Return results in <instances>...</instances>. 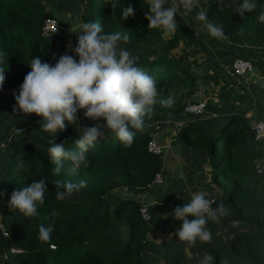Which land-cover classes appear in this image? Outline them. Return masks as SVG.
<instances>
[{"label":"trees","instance_id":"obj_1","mask_svg":"<svg viewBox=\"0 0 264 264\" xmlns=\"http://www.w3.org/2000/svg\"><path fill=\"white\" fill-rule=\"evenodd\" d=\"M243 2L199 0L200 8L194 9L188 20L175 17L177 31L165 36L161 29L148 28L147 0H0V68L5 70L0 93L21 86L35 56L51 65L65 53L78 61L73 51L67 52L68 45L60 35L91 21L100 23L101 34L129 36L127 42H120L121 47L136 58L137 66L156 78L160 94L145 117L144 130L135 132L130 147L125 148L114 132L102 127L104 138L86 153L89 166L75 175L67 159L59 162V175L53 172L55 165L48 158L51 134L41 129V117L25 116L12 107L0 110L1 224L8 234L4 237L0 231V264H198L205 253L213 255L216 264L225 260L227 264H264V185L256 175V168L264 167V142L254 140V117H244L252 100L241 88L244 78L233 74L237 55L223 48L237 44L246 31L264 49V22L257 19L264 11V0H255L256 8L242 18L235 9ZM128 6L135 15L124 20L122 12ZM201 8L209 21L222 28L223 39L212 37L204 23L195 19ZM49 19L57 20L61 27L53 39L44 38L41 32ZM191 27H197L198 48H183L176 55ZM72 34L74 48L78 35ZM198 38L213 41L224 52L217 57L206 52ZM262 57L264 52L249 50L237 58L258 69L264 68ZM211 85L218 88V103L205 100L206 112L199 117L184 114L186 103L197 102L198 92ZM169 98L173 101L170 107L160 103ZM215 106L222 107L213 112ZM77 118V123L56 135V143L64 142L69 151H78L75 140L82 128L106 123L82 118L81 110ZM170 120L184 122L176 139L186 147L200 149L211 164V183L218 189L213 208L223 204L228 209L218 221L209 220L210 243L198 240L189 246L176 235L167 243L155 242L154 236L161 230L157 216L163 225L169 223L177 229L182 221L173 217V210L190 201L173 198L149 207L142 198L155 188L151 186L154 175L163 174V157L149 153L148 143L156 139L157 127ZM34 180H44L47 191L44 203L37 206L38 215L26 218L10 209L8 202L14 191ZM57 180L74 184L85 180L87 186L59 201ZM144 206L151 214L148 223L140 215ZM41 224L53 229L48 241L39 239Z\"/></svg>","mask_w":264,"mask_h":264},{"label":"clouds","instance_id":"obj_2","mask_svg":"<svg viewBox=\"0 0 264 264\" xmlns=\"http://www.w3.org/2000/svg\"><path fill=\"white\" fill-rule=\"evenodd\" d=\"M147 4L150 9L145 15L149 21L148 28L161 29L163 35L169 36L178 29L175 18L178 11L182 8L186 13L192 12L199 7V0H147ZM255 8V0H244L235 10L243 18L246 12ZM122 15L124 20L134 16L133 7L124 8ZM195 19L204 23L212 37L224 38L222 28L209 21L207 12L202 8ZM257 19L258 22H264V11L258 14ZM79 29L76 46L73 48L71 44L68 45L79 57L78 61L65 53L55 65H51L35 56L29 63L31 71L24 77L19 94L13 93L16 101L13 111L25 116L35 114L41 117V129L51 134V139L48 140V158L55 165L53 172L57 175L61 170V159L71 162L70 172L73 175L82 167L89 166L86 153L104 138L102 127L114 132L125 148L130 147L134 142L135 132L144 130L145 117L152 112L160 95L156 78L137 66L136 58L121 47V41L129 40L127 34H101L100 23L91 21L80 24ZM71 31L77 33L74 29ZM4 82L5 70L0 68V89ZM160 103L170 107L173 101L169 98ZM80 110H85V118L106 123L82 128L79 138L75 140L78 151H69L64 142L56 143V135L68 125L77 123V113ZM54 183L57 189L56 199L59 201L71 198L79 193L80 188L87 186L85 180L79 184L61 180ZM46 191L44 180H34L14 191L8 206L26 218L35 217L38 215V204L44 203ZM3 194L0 192V196ZM227 214L228 209L223 204L212 208L204 192H193L188 203L173 210V217L182 221L175 235L179 241L189 246H194L198 240L210 243L212 233L207 227L209 220L218 221ZM52 231L51 226L41 224L39 239L50 240ZM198 264H216V260L210 253H205ZM222 264H227V261Z\"/></svg>","mask_w":264,"mask_h":264},{"label":"crops","instance_id":"obj_3","mask_svg":"<svg viewBox=\"0 0 264 264\" xmlns=\"http://www.w3.org/2000/svg\"><path fill=\"white\" fill-rule=\"evenodd\" d=\"M77 28V27H76ZM68 28V31L70 34L65 32L64 34H61L60 37L64 39V43L69 45L71 44L73 47V44L71 43V38L73 37V32L71 29ZM198 35V33H197ZM198 37V36H196ZM199 46L203 48L206 52H210L213 55L217 57V55L222 54L224 52V49H220L217 47V45L211 41H202L198 38ZM69 43V44H68ZM201 43H206L202 44ZM206 45V46H205ZM223 48H226L228 51H233L236 55H240L244 52H247L249 50H254L258 52H264V49H262V46L259 45L258 39L253 38L250 36L246 31L242 34L239 42L237 44H225L223 45ZM67 52L70 53L71 49H66ZM229 59H232V57ZM261 60H264V57L261 58ZM229 70L227 69V72ZM241 88H243L246 92H248L249 97L252 100V105L248 107L247 113L250 114V116L254 117V121L258 120H264V68H254V71L252 74H248L243 80L241 84ZM20 87L14 89L13 91L9 92L6 91L4 93H0V105H7L6 109L10 110V108L16 104L15 97L13 93L19 94ZM218 88L215 86H209V88H206V91L198 92L197 94V101L201 100H211V102L218 103ZM219 106H215V111L217 112ZM222 106L219 107L221 109ZM2 110V109H0ZM12 110V109H11ZM209 112V111H208ZM209 112L212 117H216L217 114ZM251 119V118H250ZM253 121H251L252 123ZM156 140L160 144H164L166 146V149L163 154V176L165 181L167 182V178H174L175 181L179 182L180 185H186V186H193L195 187L193 192L202 191L206 194V197L213 198L217 194V190L215 189L214 185L211 183V164L207 158H205L201 154L200 149H195L191 147H186L184 144L179 142L176 138V132L174 131L172 126L164 125L162 127H157V133H156ZM262 142H264V139H262ZM262 150H264V146H262ZM195 166L193 172L191 170L192 167ZM186 168V170H184ZM194 182L192 181L191 178ZM190 178V180H189ZM189 180V181H188ZM164 181V182H165ZM164 184V183H163ZM152 192V191H151ZM150 192V193H151ZM147 193L142 196L143 200L146 201V203L149 205V207H152V205L157 204L154 201H151L149 197V194ZM181 198V197H176ZM173 198H171L172 200ZM164 206H167L166 204Z\"/></svg>","mask_w":264,"mask_h":264},{"label":"built area","instance_id":"obj_4","mask_svg":"<svg viewBox=\"0 0 264 264\" xmlns=\"http://www.w3.org/2000/svg\"><path fill=\"white\" fill-rule=\"evenodd\" d=\"M61 27L60 24L58 23L57 20L55 19H49L47 20L42 29V36L46 39H53L54 36L60 31ZM232 71L235 77L239 78V79H243L245 78L248 74H252L254 71V67L253 65L242 59V58H236L233 62H232ZM237 85H239V83H237ZM206 107H207V103L205 100H201V101H197V102H192V101H188L184 107V114L189 115V116H193V117H199L204 115V113L206 112ZM84 111L85 110H81V117L85 118L84 116ZM244 117L246 119H250L251 116L250 114H245ZM87 119V118H85ZM90 120V119H87ZM184 126V122L182 120L180 121H173L172 122V127L175 130H180L181 128H183ZM251 127L253 130V134H254V140L255 141H262V139H264V120H258V121H253L251 123ZM148 152L156 155V156H163L164 151H165V147L163 145H161L156 139H152L149 141L148 146H147ZM256 175L260 178H262V185H264V167H257L256 168ZM164 181V177L163 174L160 173H156L154 175V178L152 180V187H156L159 186L161 184H163ZM207 199H209L210 203H211V207L213 208L214 206V199L210 198V197H206ZM140 215L141 218L144 222L148 223L151 220V214L149 212V209L144 206L143 208H141L140 210ZM0 231L2 232L4 237H7L8 234L6 232V230L4 229L3 225L0 223Z\"/></svg>","mask_w":264,"mask_h":264},{"label":"rangeland","instance_id":"obj_5","mask_svg":"<svg viewBox=\"0 0 264 264\" xmlns=\"http://www.w3.org/2000/svg\"><path fill=\"white\" fill-rule=\"evenodd\" d=\"M199 8H200V6H199ZM190 14H191V12L186 13L181 8L178 11V15L176 16V18L179 19V20L180 19L188 20ZM67 15L71 16V13H69ZM70 22H71V19H70ZM79 30H80L79 28L75 29V31L77 32L76 33L77 35H78ZM196 36H198L197 35V27H191L190 32H189L186 40L179 46V48L177 50H175L176 55H179L180 53H182L181 50L183 48H189L190 50H192V49L196 50L198 48V46H196V41H195V39L197 38ZM202 44H206V43H201V45ZM6 107H7V105H5V106L0 105V109H2V110H7ZM172 122L173 121L170 120L169 122H167V125L172 126ZM174 131L177 133V131H179V130H175L174 129ZM161 145H163L165 147V149H166V146L164 144H161ZM191 148H195V147H191ZM190 167H192L191 170L193 172H195V170H194L195 166L194 167L190 166ZM186 169H188V168L185 167L184 170H186ZM174 178H171V177L169 178V176H168L167 182L164 179V181H165V182L163 181L164 184L156 186L152 190L151 193L149 192L150 194H149L148 198H150L151 201H154L157 204H160L161 202H168L171 198H176L178 196L181 197V198H188V199L191 198V194L193 193L195 187L186 186V185L185 186L184 185H180L179 186V182L175 181L176 178L175 179ZM190 178H189V180H190ZM191 180L192 181H189V184H190V182H194L192 178H191ZM215 189L217 190V194L216 195H218V189L216 187H215ZM158 208H160V207H157V209ZM3 209H4V206L0 203V223H1L2 215H3ZM163 223H164L163 219L160 216H157L156 225L161 228V230L158 233H156V235L154 236L155 237V242L157 244L169 242V240H171L175 236V232L177 230L174 227H172L171 224L167 223V225H163ZM186 250L188 251L187 248H186Z\"/></svg>","mask_w":264,"mask_h":264},{"label":"water","instance_id":"obj_6","mask_svg":"<svg viewBox=\"0 0 264 264\" xmlns=\"http://www.w3.org/2000/svg\"><path fill=\"white\" fill-rule=\"evenodd\" d=\"M239 55L235 56L236 58L238 57ZM247 151V150H246Z\"/></svg>","mask_w":264,"mask_h":264}]
</instances>
